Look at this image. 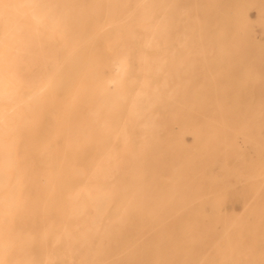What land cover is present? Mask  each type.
I'll return each instance as SVG.
<instances>
[{"label": "bare ground", "instance_id": "6f19581e", "mask_svg": "<svg viewBox=\"0 0 264 264\" xmlns=\"http://www.w3.org/2000/svg\"><path fill=\"white\" fill-rule=\"evenodd\" d=\"M68 1L60 7L49 0H0V264H264V244L173 243L213 237L176 235L154 225L152 218L163 213L140 210L154 198L139 194V165L158 163L151 145L155 117L162 127L172 124L166 106L156 108L164 92L151 79L168 83L165 75L182 63L162 39L178 27L188 30L187 21H159L149 17L156 5L136 4L129 13L136 17L108 18L92 29L87 21L58 16L112 15V0L87 11ZM216 1L192 5L198 34L227 31ZM231 19L233 31L248 38L244 8ZM103 25L114 37L103 35ZM119 38L135 39L134 48ZM127 152L135 167L130 179L137 210L130 212L122 202ZM254 185L264 187V174ZM177 198L164 199L174 207ZM248 208L249 216L264 213L261 201ZM226 232L228 239L245 237L242 228ZM137 252L153 257L138 263Z\"/></svg>", "mask_w": 264, "mask_h": 264}, {"label": "rangeland", "instance_id": "374dc122", "mask_svg": "<svg viewBox=\"0 0 264 264\" xmlns=\"http://www.w3.org/2000/svg\"><path fill=\"white\" fill-rule=\"evenodd\" d=\"M49 1L60 7L69 2ZM103 1L78 0V4L87 11ZM206 1L112 0V15L98 12L58 17L87 21L93 29L97 22L108 18L136 17L129 13L134 11L136 4H144L147 9H151L150 5L157 6L150 18L187 21L188 30L178 27L168 35L165 33L167 37L162 39L164 46L172 51L171 58L182 63L165 75L168 83L161 77L151 79V85L164 92L155 98L156 108L165 105L172 124L162 127L160 116L155 117L156 137L151 145L158 163L139 165L144 176L139 194L154 198L145 200L147 206L140 210L163 213L152 218L156 221L154 225L173 228L176 235L213 237L170 240L173 243L264 244L261 238L264 236V213L246 215L252 202L264 204V187L256 189L254 185L264 174V0H217L216 4L223 8L218 20L227 31L198 34V25L191 18L192 5ZM239 8H244L247 16L248 38L240 35L238 28L233 31L231 15ZM102 29L103 35L114 37L110 26L103 25ZM133 40L117 39L130 48L135 46ZM136 56L130 54L135 61ZM145 56L152 60L158 55ZM106 75L110 76V71ZM228 167L230 170L226 169ZM123 168L126 187L123 209L136 211L130 179L135 167L128 152ZM151 175L155 176L154 180ZM166 195L178 196L173 200L174 207L167 205ZM212 203L215 206L210 205ZM171 212L176 214H165ZM163 219H170V222H162ZM230 227L242 228L245 237L228 239L226 230ZM114 249L119 251L118 246ZM148 257L153 256L142 252L133 255L138 263ZM51 264L68 263L59 259Z\"/></svg>", "mask_w": 264, "mask_h": 264}]
</instances>
